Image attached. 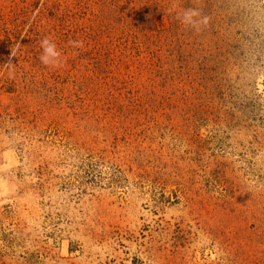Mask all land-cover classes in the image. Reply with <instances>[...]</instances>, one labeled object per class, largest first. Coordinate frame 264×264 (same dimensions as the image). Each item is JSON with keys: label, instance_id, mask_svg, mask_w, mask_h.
Returning a JSON list of instances; mask_svg holds the SVG:
<instances>
[{"label": "rangeland", "instance_id": "1", "mask_svg": "<svg viewBox=\"0 0 264 264\" xmlns=\"http://www.w3.org/2000/svg\"><path fill=\"white\" fill-rule=\"evenodd\" d=\"M0 264H264V0H0Z\"/></svg>", "mask_w": 264, "mask_h": 264}, {"label": "clouds", "instance_id": "2", "mask_svg": "<svg viewBox=\"0 0 264 264\" xmlns=\"http://www.w3.org/2000/svg\"><path fill=\"white\" fill-rule=\"evenodd\" d=\"M201 13L196 8H189L183 11L182 14H177V19L186 27H192L199 31L200 25H207L208 18L205 16L202 19L200 18ZM69 44L73 48L82 49L84 47L83 41L80 40H71ZM40 47L42 49V53L39 56L40 62L47 66H51L53 68L60 67L65 61L61 59V53L57 50L56 44L45 37L40 41ZM14 56V53H12ZM11 64V63H8Z\"/></svg>", "mask_w": 264, "mask_h": 264}]
</instances>
